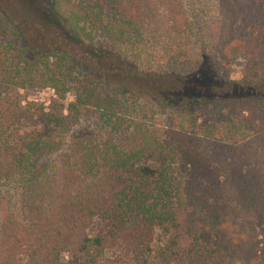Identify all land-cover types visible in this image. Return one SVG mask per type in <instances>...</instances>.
Instances as JSON below:
<instances>
[{"label":"trees","instance_id":"1","mask_svg":"<svg viewBox=\"0 0 264 264\" xmlns=\"http://www.w3.org/2000/svg\"><path fill=\"white\" fill-rule=\"evenodd\" d=\"M12 5L0 264H264V0H35L94 69L13 40Z\"/></svg>","mask_w":264,"mask_h":264},{"label":"rangeland","instance_id":"2","mask_svg":"<svg viewBox=\"0 0 264 264\" xmlns=\"http://www.w3.org/2000/svg\"><path fill=\"white\" fill-rule=\"evenodd\" d=\"M9 1L13 3L12 9L14 11L13 19L16 34L13 40H17L20 44L30 49L43 50L53 39L59 38V35L61 40L68 43L81 66L85 65L86 67H92L94 69L97 65L102 64V57L100 56L96 57L91 54L90 59H85V49L79 46L73 38L60 34L56 24L50 22L46 16L34 8L33 4L35 0ZM100 67L102 68V66ZM241 75L242 65L240 62H236V64L230 68L229 72L224 74V77L237 81L241 78ZM19 94L22 98L38 100L40 103H43L48 110H54L58 107V104H61L52 89L24 90L19 92ZM73 99L72 93L67 94L64 100V107L66 108L68 103L72 102Z\"/></svg>","mask_w":264,"mask_h":264}]
</instances>
